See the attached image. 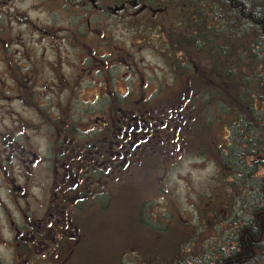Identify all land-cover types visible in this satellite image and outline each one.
<instances>
[{
	"label": "flooded vegetation",
	"instance_id": "1",
	"mask_svg": "<svg viewBox=\"0 0 264 264\" xmlns=\"http://www.w3.org/2000/svg\"><path fill=\"white\" fill-rule=\"evenodd\" d=\"M159 14L127 0H0V264H70L130 183L211 162L186 56L156 40L175 61L163 57L164 78L140 57Z\"/></svg>",
	"mask_w": 264,
	"mask_h": 264
},
{
	"label": "trees",
	"instance_id": "2",
	"mask_svg": "<svg viewBox=\"0 0 264 264\" xmlns=\"http://www.w3.org/2000/svg\"><path fill=\"white\" fill-rule=\"evenodd\" d=\"M127 1L161 9L147 18L157 22L151 36L186 56L203 121L198 146L215 157L228 201L220 230L196 225L167 264H264V0Z\"/></svg>",
	"mask_w": 264,
	"mask_h": 264
},
{
	"label": "rangeland",
	"instance_id": "3",
	"mask_svg": "<svg viewBox=\"0 0 264 264\" xmlns=\"http://www.w3.org/2000/svg\"><path fill=\"white\" fill-rule=\"evenodd\" d=\"M156 40V35L146 42L139 40L143 46L140 57L147 74L164 78L162 59L167 64L175 61L162 53ZM127 41H132L131 35L127 34ZM205 130L209 138L205 135L201 142L210 144L212 133ZM209 158L211 162L198 155L190 158L187 165L175 170L173 183H151L149 178L146 183H130L120 200L118 196L115 203L95 212L93 224L82 238L84 244L70 264H167L173 252L169 248L188 237L196 225H206L209 230H203L210 235L220 230L216 218L226 216L222 206H228V201L217 177L216 159ZM180 177L188 180L180 182ZM212 201L220 203L219 209Z\"/></svg>",
	"mask_w": 264,
	"mask_h": 264
}]
</instances>
